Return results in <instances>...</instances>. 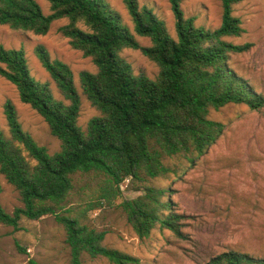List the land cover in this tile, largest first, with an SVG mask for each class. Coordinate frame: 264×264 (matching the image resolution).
Returning <instances> with one entry per match:
<instances>
[{"label": "trees", "instance_id": "trees-1", "mask_svg": "<svg viewBox=\"0 0 264 264\" xmlns=\"http://www.w3.org/2000/svg\"><path fill=\"white\" fill-rule=\"evenodd\" d=\"M49 1L50 13L45 14L36 0H0V25L44 35L53 21L67 18L59 33L96 66L95 72L81 71L79 80L83 96L98 114L84 129L80 127V94L73 73L68 64L52 59L42 44L35 46V55L63 99L54 96L47 82L30 75L22 48L0 43V76L15 86L20 101L42 116L59 141L58 149L49 152L22 128L13 103H4L8 130L0 127V174L18 192L22 206L8 212L0 202V223L18 228L23 217L37 220L51 214L64 230L68 264H87L85 257L140 264L138 257L106 246V231L84 221L87 211L100 201L73 207L75 177L102 176L100 195L105 199L119 196L120 184L128 179L131 189L140 193L120 206L140 239L156 228L183 234V215L173 210L169 188L155 180L193 163L221 136L224 124L209 117L212 109L230 103L251 109L264 105V97L230 65L232 55L252 46L228 40L245 32L233 15V6L243 0H219L221 21L214 29L186 17L181 8L184 0H168L176 19V38L151 8L139 6L138 0H122L135 33L150 39L147 46L120 24L106 0ZM124 48L138 49L154 62L157 77L134 74L120 55ZM205 264H264V257L230 250Z\"/></svg>", "mask_w": 264, "mask_h": 264}, {"label": "rangeland", "instance_id": "rangeland-1", "mask_svg": "<svg viewBox=\"0 0 264 264\" xmlns=\"http://www.w3.org/2000/svg\"><path fill=\"white\" fill-rule=\"evenodd\" d=\"M45 14L50 13L49 0H36ZM118 14L140 45H150L148 37L139 36L122 0H106ZM139 6L151 8L163 20L170 35L176 38L175 16L168 0H138ZM181 8L195 24L214 29L221 21L219 0H184ZM245 32L228 40L241 44L252 43L242 54L232 55L231 67L247 79L257 93L264 97V0H243L233 6ZM68 23L60 18L51 24L44 35L14 30L0 25V43L6 48H22L30 75L47 82L58 99H63L55 81L35 55V46L42 44L52 59L70 67L80 94L78 124L85 128L98 111L83 96L79 73L96 71L90 57L83 56L68 44L58 28ZM78 26L87 30L82 23ZM120 55L130 64L134 74L143 73L151 79L158 75V66L138 49L124 48ZM10 100L24 130L45 146L49 152L58 149L59 141L50 134L48 125L30 105L20 101L15 86L0 76V127L7 131L4 103ZM209 117L224 124L221 136L208 151L193 163H184L175 174L156 179L155 183L169 188L168 198L173 210L183 215L182 235L167 229H153L147 238L140 239L126 223L120 206L124 199L140 192L124 180L120 195L101 197L102 176L94 173L75 177L73 207L88 202L100 205L86 213L85 222L105 230L104 244L132 254L140 264H205L224 251L246 252L264 257V105L251 109L244 103L227 104L212 109ZM0 202L12 212L22 206L18 192L0 174ZM64 230L54 216L47 214L37 220L21 218L18 228L0 223V264H68L69 250L64 242ZM87 264H111L104 258L90 259Z\"/></svg>", "mask_w": 264, "mask_h": 264}, {"label": "built area", "instance_id": "built-area-1", "mask_svg": "<svg viewBox=\"0 0 264 264\" xmlns=\"http://www.w3.org/2000/svg\"><path fill=\"white\" fill-rule=\"evenodd\" d=\"M125 180H128V179H125ZM120 187H122V185H120Z\"/></svg>", "mask_w": 264, "mask_h": 264}]
</instances>
